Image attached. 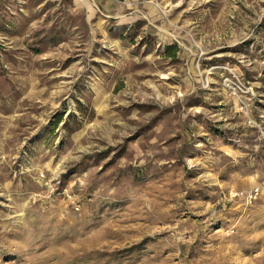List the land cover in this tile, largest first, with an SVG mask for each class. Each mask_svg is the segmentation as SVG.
Returning a JSON list of instances; mask_svg holds the SVG:
<instances>
[{
    "label": "rangeland",
    "instance_id": "obj_1",
    "mask_svg": "<svg viewBox=\"0 0 264 264\" xmlns=\"http://www.w3.org/2000/svg\"><path fill=\"white\" fill-rule=\"evenodd\" d=\"M263 131L264 0H0V264H264Z\"/></svg>",
    "mask_w": 264,
    "mask_h": 264
},
{
    "label": "built area",
    "instance_id": "obj_2",
    "mask_svg": "<svg viewBox=\"0 0 264 264\" xmlns=\"http://www.w3.org/2000/svg\"><path fill=\"white\" fill-rule=\"evenodd\" d=\"M261 192H262L261 186L255 185L253 187H250V188L244 189V190H230L229 195H230V197L243 196L244 200L247 203H252L253 201H255L259 197Z\"/></svg>",
    "mask_w": 264,
    "mask_h": 264
}]
</instances>
